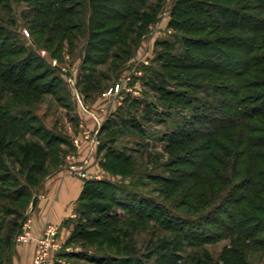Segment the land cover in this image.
<instances>
[{
	"label": "trees",
	"instance_id": "trees-1",
	"mask_svg": "<svg viewBox=\"0 0 264 264\" xmlns=\"http://www.w3.org/2000/svg\"><path fill=\"white\" fill-rule=\"evenodd\" d=\"M20 1L34 9L28 27L30 34L35 36L34 45L36 41L41 42L43 47L50 48L51 58H59L64 49L73 48L78 37L84 35L86 44L82 66L92 69L111 60H129L133 51L130 46L140 35L137 26L141 24L145 11L149 10L147 0H0V9L11 12L13 5ZM250 11L264 14V0H176L168 26L182 32L184 56L170 53L159 56L161 70L174 90L168 91L162 85L151 86L158 92L160 103L192 111L199 100L197 92L206 93V98H209L212 89L217 98L225 99L223 103L221 100L222 109L231 110L234 114L233 118L226 114V122L207 135L206 144L198 148L196 154L200 163L188 165L192 172L174 179L161 176H151L150 179L169 186L174 197L172 207L161 208L163 214L156 222L165 230L181 236L185 242H198L196 246L213 242L209 227L226 231L228 235L235 234L233 252L237 255V264H246L244 260L252 248L264 252V152H259V149L264 150V16H251ZM204 32H207L206 37L202 36ZM218 32L219 35L212 36ZM15 34L16 29L0 25V135L9 137L3 146L5 150H17L16 161L13 160L19 169L37 168V175L43 177L50 169L48 166L53 169L60 165V160L55 157L59 151L53 144H64L67 138L38 135L43 130L34 127L37 118L32 107L35 102H40L42 96L52 95L58 85L52 84L53 76L46 82L48 74H33L42 68L43 63L46 70L49 65L47 67V62L39 54L26 50ZM116 45L119 48L113 49ZM226 49H233L236 56ZM211 51L215 53L213 57L210 56ZM254 74L262 75V78L248 83ZM201 88L203 90H197ZM188 90L195 92L191 99ZM249 90L259 92L243 96ZM224 92L229 98L223 96ZM206 106L202 105L199 111L204 113ZM205 109L209 113L201 114V121H198L203 127L214 124L210 112L216 111L215 107ZM180 134L168 136L171 146L178 144L176 137ZM27 136L37 137L39 141L19 145ZM216 136H219L217 141ZM110 155L119 163H126L129 159L115 151H109L106 158ZM223 157L231 158L232 166ZM44 165L47 166L44 168ZM231 167L232 172L229 171ZM195 169L197 171L193 172ZM31 177H27L26 182ZM230 178L235 179L233 184ZM10 183L13 181L9 173L1 168L0 199L12 200L13 204L11 208L0 207V230L5 224V216L18 215L19 208L26 210L31 196L26 186L11 187ZM102 183L88 181L80 199H84L87 189ZM227 187L230 189L223 195L222 202L216 203V194ZM132 199L129 204H119L120 207L138 221L153 218L151 214H145L150 206L146 203L149 202L143 198ZM214 203L213 210L217 209V214L209 208ZM229 208L233 212H228ZM181 209H188L189 215L182 213ZM199 210H202L200 221L205 223L190 219L191 214ZM219 214L225 215L230 224L221 220ZM119 223L117 215L100 214L89 222L90 230L83 226L76 228L68 242L73 239L87 242L107 239L112 233H121ZM124 251L123 257L110 254V261L116 264L138 263V259L130 256L126 249ZM58 255L65 254L61 252Z\"/></svg>",
	"mask_w": 264,
	"mask_h": 264
},
{
	"label": "rangeland",
	"instance_id": "rangeland-1",
	"mask_svg": "<svg viewBox=\"0 0 264 264\" xmlns=\"http://www.w3.org/2000/svg\"><path fill=\"white\" fill-rule=\"evenodd\" d=\"M175 1L147 0L149 10L145 11L141 24L137 26L140 29V35L130 46L133 51L129 60H111L108 64L93 69L82 66V54L86 44L84 35L78 37L73 48L64 49L59 58H51L50 48L43 47L42 43L38 41L35 45L33 44L35 36H32L28 30L33 17L34 9L32 7L20 1L13 5L11 12L0 9V25L16 29L15 36L19 42L21 40L20 44L26 50L39 54L47 62V67L49 65L48 71L43 63L44 67L34 71L33 74H48L44 80L46 82L52 80L53 76L55 79L52 84L58 85L52 95L42 96L40 102H35L32 112L37 118L34 127L43 130L38 135L45 136L47 134V138H50L48 134L51 136L60 135L67 138L64 144H53L59 151L55 153V157L60 160L61 166L66 167L70 161L77 163L75 161L77 157L72 149L73 141L77 134L90 131L97 125L94 122L93 126V121H90L91 113H99L100 117L104 113V116L107 117V122L100 125L105 130L101 131L100 136L97 137L99 141L98 153L100 154L97 158L98 167L106 171L104 170L105 173L99 179H92L103 183L94 185L96 191L94 187L87 189L88 193L83 195L84 199L79 200V215L71 221L73 226L71 235L76 228L81 229L82 226L90 230L89 222L100 214L102 216L104 214L117 215L121 233H112L107 239H94L91 242L73 239L62 250L65 255L59 256L53 264H116L110 261V254L123 257L126 253L124 249L134 259H138L136 264H237V255L233 252L235 234L228 235L226 231H217L215 228L209 227L212 231L210 236H213V242L196 246L195 244L198 242H185L181 236L165 230L160 223L156 222V219L163 214L161 208L173 205L171 200L174 197L171 195L172 191L169 186L155 182L150 177L161 176L166 179H174L192 172L188 165L200 163L196 154L198 148H202L206 144L209 138L207 135H210L213 129L218 128L224 121L226 122V114L229 115V118L234 117L231 110L222 109L221 100L223 103L225 99L217 98L212 89L209 91V96H211L209 98H206V93L197 92L196 96L199 100H197V104H192L196 108L192 111L172 104L167 105L162 101L160 103L158 92L151 87L162 85L168 91L174 90L171 81L161 70L159 56L168 53L178 57L184 56L182 32L168 26L170 11ZM262 13L250 11L251 16L258 18L264 16ZM11 23L13 24L10 25ZM206 34L207 32H204L202 36L206 37ZM219 34L220 32L212 36L216 37ZM117 48L119 46L116 45L113 49ZM226 52L236 56L233 49H226ZM214 55V51H211L210 56ZM139 71H141V75L138 74ZM259 78H262V75L254 74L247 82L251 84ZM147 83L148 85L145 86ZM116 84L119 85L117 91ZM60 87L61 89H59ZM122 88H125L126 91ZM110 89H112L111 92ZM128 90L130 91L128 92ZM179 92L184 91L180 90ZM257 92L259 91L249 90L244 92L243 96L257 94ZM127 93L130 95L124 102ZM187 93L189 99L193 98L191 96H195V92L190 90ZM223 96L229 98L226 92L223 93ZM118 101L121 103L117 104ZM202 105H207L205 108H216L215 112H210L212 121H214L213 125L203 127L199 124L201 114L205 116L204 114L209 113L205 108L204 113L199 111ZM176 133L180 134L176 137L178 144L171 146L168 136ZM173 137L171 138L174 139ZM7 139H9L8 136L0 135V170L2 168L4 172L9 173L13 181L12 184L10 183L11 187L14 185L25 186L27 177L36 176L34 179L37 180L39 178L37 168L34 170L29 168L30 171L25 168L19 169L15 163L17 150L3 148ZM217 139L219 140V136H216L215 141ZM38 141L37 137L27 136L19 145ZM92 143H95V138ZM109 151L122 153L129 158L128 162L119 163V160L112 158L111 155L106 158ZM259 152H264V150L259 149ZM215 154H217L216 151ZM67 156L70 157L69 160ZM223 159L232 166L231 158L227 160L223 157ZM46 166L44 165V168ZM48 169L51 171L50 166ZM231 170L232 167L229 171L232 172ZM195 171L197 170L195 169L193 172ZM230 182L233 184L235 179H231ZM229 187L216 194V203L222 202L221 199L230 189ZM133 197L134 201L143 198L149 202L146 203L150 206L145 210V214H151L153 218L138 221L129 211H124L120 207L119 204L132 202ZM175 198L177 199V197ZM112 199L113 202H110ZM134 201L133 205L137 206ZM216 203L209 207L214 213L217 210H213ZM12 204V200L0 199V207L11 208ZM181 212L189 215L188 209H181ZM228 212H233V209L229 208ZM201 213L202 210L193 212L190 219H197L196 222L205 223V221H200ZM166 215L169 216L167 212ZM219 216L221 220L230 224L225 219V215L219 214ZM186 229L184 231H187ZM22 231L23 228L15 234L12 239L13 244H22L15 240ZM112 242L113 245H111ZM6 260L3 264H11L9 259ZM244 261L246 264H264V252L252 248Z\"/></svg>",
	"mask_w": 264,
	"mask_h": 264
},
{
	"label": "crops",
	"instance_id": "crops-1",
	"mask_svg": "<svg viewBox=\"0 0 264 264\" xmlns=\"http://www.w3.org/2000/svg\"><path fill=\"white\" fill-rule=\"evenodd\" d=\"M140 72H138L139 75H141ZM147 85L148 83L145 84ZM122 89L125 90V88ZM129 95L127 93L124 102L128 100ZM120 103V101L117 102V104ZM85 112L88 111L85 110ZM91 115L90 121H93V126L97 124L95 128L83 131L74 138L78 141L77 145L72 146L77 163L70 161L66 167L58 165L37 180L31 177L25 185L31 195L26 210H20L18 215L5 216V224L0 230L2 238L0 264H3L6 259H9L11 264H32L36 246L34 239L38 238L48 226L57 228L62 250L68 246L67 242L73 230L71 221L79 215L78 202L87 186L86 183L92 179H99L105 173L103 168L98 167L97 158L100 154L97 137L103 131V126L100 127V125L107 122V117L104 113L102 117L99 113H91ZM94 138L95 143L93 144ZM67 159L69 160L70 157L67 156ZM25 224H27L32 240L22 244H13L12 237L16 231L20 232ZM58 258V254L53 255L54 261Z\"/></svg>",
	"mask_w": 264,
	"mask_h": 264
},
{
	"label": "built area",
	"instance_id": "built-area-1",
	"mask_svg": "<svg viewBox=\"0 0 264 264\" xmlns=\"http://www.w3.org/2000/svg\"><path fill=\"white\" fill-rule=\"evenodd\" d=\"M116 91L119 89V85H115ZM112 89H110V92ZM74 145L78 144L77 140L73 141ZM17 243H25L32 240V237L27 229V224L24 225L22 233L16 237ZM36 246L33 254L32 264H52L53 255L62 252V244L58 239V230L54 226H48L44 229L42 234L34 239Z\"/></svg>",
	"mask_w": 264,
	"mask_h": 264
}]
</instances>
